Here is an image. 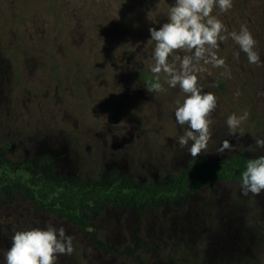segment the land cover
I'll list each match as a JSON object with an SVG mask.
<instances>
[{
	"label": "rangeland",
	"instance_id": "obj_1",
	"mask_svg": "<svg viewBox=\"0 0 264 264\" xmlns=\"http://www.w3.org/2000/svg\"><path fill=\"white\" fill-rule=\"evenodd\" d=\"M173 3L0 0V192L15 182L27 190L21 183L33 182L24 166L43 153L60 176L101 179L115 172L149 184L207 158L254 155L244 146L264 136V63L249 64L243 52L235 58L231 38L218 40L215 49L226 69L208 64L198 73L217 107L208 147L195 158L176 143L187 127L174 119L175 101L184 94L167 86L163 72V89L148 91L149 28L167 22ZM212 14L228 31L246 24L264 60V0H233L227 12L214 7ZM225 70L230 78L221 75ZM244 111L245 134L232 136L226 117ZM224 140L236 148L216 153ZM23 188L0 198V260L13 229L50 221L74 237L73 253L56 264H264V191L242 196L239 182L210 185L148 211L105 207L92 217L93 239L72 221L37 208Z\"/></svg>",
	"mask_w": 264,
	"mask_h": 264
},
{
	"label": "clouds",
	"instance_id": "obj_2",
	"mask_svg": "<svg viewBox=\"0 0 264 264\" xmlns=\"http://www.w3.org/2000/svg\"><path fill=\"white\" fill-rule=\"evenodd\" d=\"M232 6L233 0H174L167 11V22L159 28H149L147 44L153 47L148 70L153 77L147 89L149 92L163 89L159 75L163 72L167 86L179 88L184 94L182 101H175L174 119L180 126L187 127L176 143L194 158L208 147L213 122L211 114L217 107L215 93L203 91L198 73L208 64L226 69L225 58L215 51L219 48L217 41L231 38L238 46L233 53L235 58L243 52L249 64L264 63L256 49L257 40L246 24H241L238 31H228L218 15L212 14L214 7L219 12H227ZM221 75L231 77L227 70ZM248 115L247 111L239 115L232 112L226 117L225 124L232 136L245 134L242 122ZM253 139V144L244 146V151L254 155L247 159L240 174L242 196L264 191V154L256 155L264 151V136H253ZM234 148L236 145L224 140L216 153L223 154ZM10 239L11 246L3 250L0 264H56L60 255H71L74 251L73 235L67 233L63 225L50 221L43 226L13 229Z\"/></svg>",
	"mask_w": 264,
	"mask_h": 264
},
{
	"label": "trees",
	"instance_id": "obj_3",
	"mask_svg": "<svg viewBox=\"0 0 264 264\" xmlns=\"http://www.w3.org/2000/svg\"><path fill=\"white\" fill-rule=\"evenodd\" d=\"M250 157L249 154L238 153L217 161L207 158L196 166L171 175L165 182L149 184L115 172L101 179L60 176L55 174L54 159L43 153L24 166L33 184L21 183L28 187L27 190L18 186L17 182L12 188L5 186L0 198L10 196L13 188H23L26 199L37 208L72 221L93 239L96 237L94 232L89 231L90 223L93 215L103 208L148 211L184 201L190 195L203 193L210 185L239 182Z\"/></svg>",
	"mask_w": 264,
	"mask_h": 264
}]
</instances>
